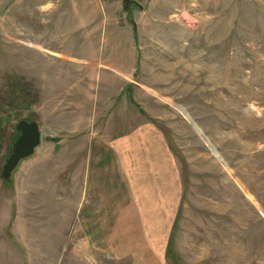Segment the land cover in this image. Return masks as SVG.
<instances>
[{"label": "rangeland", "instance_id": "rangeland-1", "mask_svg": "<svg viewBox=\"0 0 264 264\" xmlns=\"http://www.w3.org/2000/svg\"><path fill=\"white\" fill-rule=\"evenodd\" d=\"M0 264H264V0H0Z\"/></svg>", "mask_w": 264, "mask_h": 264}, {"label": "water", "instance_id": "water-1", "mask_svg": "<svg viewBox=\"0 0 264 264\" xmlns=\"http://www.w3.org/2000/svg\"><path fill=\"white\" fill-rule=\"evenodd\" d=\"M15 127L18 135L3 165L2 174L4 177H9L12 174L21 159L32 155L42 140L40 125L35 119H20Z\"/></svg>", "mask_w": 264, "mask_h": 264}, {"label": "crops", "instance_id": "crops-1", "mask_svg": "<svg viewBox=\"0 0 264 264\" xmlns=\"http://www.w3.org/2000/svg\"><path fill=\"white\" fill-rule=\"evenodd\" d=\"M102 98H104V97H102ZM163 162L166 164V163H167L166 159L163 160ZM101 163H102V162H101ZM94 183H95V182H94ZM100 187H101V189H104V185H101ZM97 189H98V186H97Z\"/></svg>", "mask_w": 264, "mask_h": 264}]
</instances>
